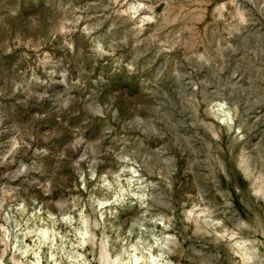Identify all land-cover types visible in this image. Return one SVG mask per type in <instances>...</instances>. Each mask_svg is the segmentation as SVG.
Returning <instances> with one entry per match:
<instances>
[{"label":"rangeland","instance_id":"374dc122","mask_svg":"<svg viewBox=\"0 0 264 264\" xmlns=\"http://www.w3.org/2000/svg\"><path fill=\"white\" fill-rule=\"evenodd\" d=\"M0 264H264V0H0Z\"/></svg>","mask_w":264,"mask_h":264}]
</instances>
